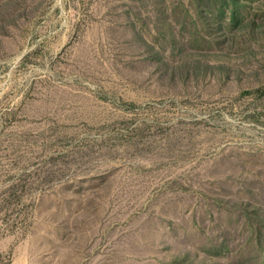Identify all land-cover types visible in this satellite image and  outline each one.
<instances>
[{
  "label": "rangeland",
  "instance_id": "1",
  "mask_svg": "<svg viewBox=\"0 0 264 264\" xmlns=\"http://www.w3.org/2000/svg\"><path fill=\"white\" fill-rule=\"evenodd\" d=\"M0 264H264V0H0Z\"/></svg>",
  "mask_w": 264,
  "mask_h": 264
}]
</instances>
